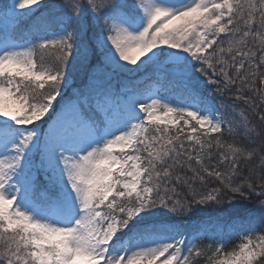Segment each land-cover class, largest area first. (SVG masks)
Masks as SVG:
<instances>
[{"label":"snow or ice","instance_id":"6c2138e0","mask_svg":"<svg viewBox=\"0 0 264 264\" xmlns=\"http://www.w3.org/2000/svg\"><path fill=\"white\" fill-rule=\"evenodd\" d=\"M42 3L11 0L0 17L16 31ZM54 7L58 27L41 17L24 43L0 40V264H196L201 237L183 233L193 205L221 204L223 189L264 197V0ZM73 60L92 65L90 84L64 99ZM148 68L178 102L111 82ZM205 82L243 107L217 106ZM258 211L259 231L233 223L231 250L206 237L218 241L208 264H264V199Z\"/></svg>","mask_w":264,"mask_h":264},{"label":"trees","instance_id":"16d2710c","mask_svg":"<svg viewBox=\"0 0 264 264\" xmlns=\"http://www.w3.org/2000/svg\"><path fill=\"white\" fill-rule=\"evenodd\" d=\"M63 0H47L43 2L39 8H36L33 11L31 17L24 18L23 22L20 24V28L16 31L10 30V35L16 39H23L25 36H28V29L35 22L39 21L41 17L49 18V21L54 27H58L60 22L65 19L63 10L54 7L62 3ZM9 3V0H0V4ZM31 31L33 34L36 33V28L32 27ZM40 35H43V30L39 32ZM226 46V45H225ZM45 55H48L46 50ZM37 62L39 63V52L37 53ZM81 67H80V66ZM89 68V66H88ZM66 72L70 73L73 80V85L65 88L63 90L64 99H71L74 97V94L78 90H84L83 86L87 84L89 74L85 71L84 65L76 63L73 60L67 65ZM159 83V92L162 96L173 100V102H178L180 100V95L175 90H164L161 88V85L164 83L161 78L155 77ZM133 86L138 83H131ZM75 89H72V88ZM215 85H209L206 82L200 85V91L203 95L208 97V99L213 100L217 106L221 103H237L243 107V102L234 100V93H225L223 96L215 93ZM213 139H215V134ZM214 187H222L217 181H212L207 185L200 186L197 185V192L201 195L207 194ZM244 195L241 196L239 193H232L227 189H223L221 193V204H215L211 202L207 205H193V210L189 213H185V218L183 220V233L189 235L201 232V238L206 237H221L225 239L227 247H232L235 245V241L238 237L231 236L230 233L233 231V223H236V226L239 227L240 222L242 221L245 227L254 228L256 231H259L261 228V222L259 219L258 205L260 197L249 190L247 187L244 188ZM259 188H257V192ZM180 195L185 196V192L182 191ZM190 193L188 194L190 199ZM198 198V197H197ZM157 219L165 221L169 224L173 223L176 220H179V217H174L172 214L159 215ZM216 242L217 239H210ZM2 243V242H0ZM198 263V262H197Z\"/></svg>","mask_w":264,"mask_h":264},{"label":"rangeland","instance_id":"374dc122","mask_svg":"<svg viewBox=\"0 0 264 264\" xmlns=\"http://www.w3.org/2000/svg\"><path fill=\"white\" fill-rule=\"evenodd\" d=\"M45 1H47V0H43V2H45ZM36 9V6H33V11ZM7 23V28H5V24ZM12 21L11 20H8V21H5L4 19H3V17H0V31H1V33H2V35H3V37H2V39L4 38V36L5 35H7L9 38H10V40L12 41V42H14V43H24V41H16V40H14L12 37H10L9 36V30L12 28ZM1 39V40H2ZM96 63V60L95 59H93V61H92V65H94ZM92 65H88L89 66V68H88V66H84V69H85V71L88 73V72H90V70H91V66ZM80 66V65H79ZM81 67V66H80ZM129 67L131 68V67H134V66H132V65H129ZM149 70H152L151 68H148L147 70H145L144 72H136V73H116V74H114V75H112V77H111V82H112V84H113V86L116 88V89H118V90H120L122 93H124V94H126V88H129V86L128 85H125V84H123V83H120V82H118L117 81V79H113V77H117V76H119L120 74H125V75H127V76H130V77H132V78H134L136 81H143V79L148 75V73L147 72H149ZM151 72V71H150ZM153 72V71H152ZM109 74H111V72H110V70H109ZM197 75H199V74H197ZM97 77L99 78V79H104V78H106L105 76H104V69H99L98 71H97ZM201 79H203V78H201ZM90 81V80H89ZM71 84H73V80H72V76L70 75V73H67V81H66V87H67V85L68 86H70ZM126 86V87H125ZM149 86H151L152 87V90L153 91H157V87H156V85L155 84H151V85H149ZM65 87V88H66ZM86 88V86L84 85L83 86V89H85ZM144 88H141V90H143ZM202 233L201 232H197V233H195V234H193V235H189V234H187V233H184V235H185V237L186 238H188V239H191L193 236H200ZM201 237V236H200ZM225 240V239H224ZM217 240H216V242H214L213 240H210V239H207V238H201V239H198V240H196L195 241V243L197 244V245H199L200 246V248L206 253V254H204V255H202L201 257H199L198 259H197V262H196V264H208V256H210L211 255V252H209V251H207V246L209 245V244H211L212 246H213V248H215V246L217 245ZM237 244V243H236ZM235 244V245H236ZM234 245V246H235ZM234 246H232V247H227V245H225V251H229V250H231Z\"/></svg>","mask_w":264,"mask_h":264},{"label":"bare ground","instance_id":"6f19581e","mask_svg":"<svg viewBox=\"0 0 264 264\" xmlns=\"http://www.w3.org/2000/svg\"><path fill=\"white\" fill-rule=\"evenodd\" d=\"M239 242V238L235 241V244Z\"/></svg>","mask_w":264,"mask_h":264}]
</instances>
